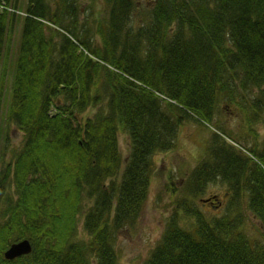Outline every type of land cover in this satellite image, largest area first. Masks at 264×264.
Wrapping results in <instances>:
<instances>
[{"label": "trees", "instance_id": "1", "mask_svg": "<svg viewBox=\"0 0 264 264\" xmlns=\"http://www.w3.org/2000/svg\"><path fill=\"white\" fill-rule=\"evenodd\" d=\"M138 2L103 0L105 15L83 20L78 0H27L25 17L20 0H0V136L11 126L23 136L18 149L0 145V264H120L118 238L142 216L157 157L190 122L213 134L207 154L145 264H264V140L253 128L264 115V0ZM220 105L241 117L244 142L225 140ZM217 181L223 215L215 196L200 200L212 211L196 202ZM246 211L263 239L245 230ZM23 240L32 253L6 260Z\"/></svg>", "mask_w": 264, "mask_h": 264}, {"label": "rangeland", "instance_id": "2", "mask_svg": "<svg viewBox=\"0 0 264 264\" xmlns=\"http://www.w3.org/2000/svg\"><path fill=\"white\" fill-rule=\"evenodd\" d=\"M26 1L27 0H20L18 7L16 6L18 9L14 11L21 17L26 16ZM148 1L150 0H139V8L142 7L141 4H145ZM102 2L103 0H78L82 12L80 18L82 17L83 20H85L86 16L90 15V12L94 13L93 18H95V16L96 19L103 17L105 13H101L103 11ZM11 6L14 7L15 5ZM89 7H91V9ZM8 10L11 12L14 9L8 8ZM32 18L35 19L34 17ZM93 18L91 17L90 20ZM51 26H53L51 29H56L55 25L51 24ZM21 29L22 23L18 22L12 32L11 47L9 50L6 49L5 44L3 69L5 64V67L7 66L9 69V65L11 66L15 57H17L21 42ZM91 30L92 33H95L94 27H92ZM5 102V98L2 97L0 99V108L3 109L2 104L5 105ZM94 112L95 109L91 108L84 116H92ZM236 112L237 111L234 112L233 109H227L226 106L222 110L220 105L219 112L215 117L217 121H221V127L230 137L225 140L234 144L239 143V141L244 142L241 140L242 137H244L245 140L248 139L246 133L240 128L243 122H241V117L238 116ZM253 128L255 133H257L256 138L264 140V115L262 120L258 121V124L253 125ZM214 131L218 135H223L216 129ZM212 135L196 130L195 124L191 122L184 124V126L179 129L176 148L157 157L155 173L150 182L149 196L142 216L133 228L123 231L118 238L116 248L120 264H145L147 257L155 248L165 230L167 219L171 216L174 207H176V194H180L182 190L181 187L186 185L194 169L205 159L206 148L210 143ZM22 138V133L17 128L11 126L9 140H4L0 136V145L6 143L10 150L12 147L18 149L22 144ZM118 142L123 157L126 158L129 147L127 135L121 133ZM6 160H8V157ZM1 170L2 165L0 164V171ZM166 185L168 186L167 188ZM173 187L175 190L170 193L169 189ZM214 196L219 201V210H217L218 207L213 210L209 205L202 204L200 201L201 199L212 198ZM196 202L202 204L200 209L206 211L213 210L214 214L223 215L227 210V189L221 182L209 183L206 188H203L201 196ZM246 216L247 223L245 230L252 236L263 239L261 237L262 235L256 230V227L260 226L258 220L254 218L249 211H246ZM185 223L186 219L183 220V224ZM78 232L81 238L84 237L82 219L78 220ZM262 234L264 235V233Z\"/></svg>", "mask_w": 264, "mask_h": 264}, {"label": "water", "instance_id": "3", "mask_svg": "<svg viewBox=\"0 0 264 264\" xmlns=\"http://www.w3.org/2000/svg\"><path fill=\"white\" fill-rule=\"evenodd\" d=\"M32 246L29 241H22L16 244H13L6 252L5 258L7 260H13L23 255L31 253Z\"/></svg>", "mask_w": 264, "mask_h": 264}]
</instances>
